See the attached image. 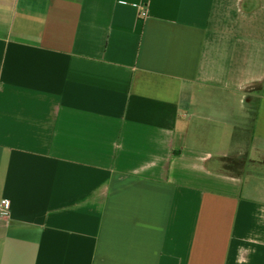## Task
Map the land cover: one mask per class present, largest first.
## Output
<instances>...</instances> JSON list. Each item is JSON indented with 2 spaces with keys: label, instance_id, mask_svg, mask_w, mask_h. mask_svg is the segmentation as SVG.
<instances>
[{
  "label": "crops",
  "instance_id": "0c3cea01",
  "mask_svg": "<svg viewBox=\"0 0 264 264\" xmlns=\"http://www.w3.org/2000/svg\"><path fill=\"white\" fill-rule=\"evenodd\" d=\"M256 168L264 0H0V264H264Z\"/></svg>",
  "mask_w": 264,
  "mask_h": 264
},
{
  "label": "rangeland",
  "instance_id": "374dc122",
  "mask_svg": "<svg viewBox=\"0 0 264 264\" xmlns=\"http://www.w3.org/2000/svg\"><path fill=\"white\" fill-rule=\"evenodd\" d=\"M226 166L229 167L232 171H236V174H240L243 172V166L240 162L236 161L235 163L232 161H229L226 163ZM252 170V169H251ZM254 175L256 174L257 177L264 181V169L260 170L256 168V170L251 171ZM259 174V175H258Z\"/></svg>",
  "mask_w": 264,
  "mask_h": 264
},
{
  "label": "built area",
  "instance_id": "2783aa9c",
  "mask_svg": "<svg viewBox=\"0 0 264 264\" xmlns=\"http://www.w3.org/2000/svg\"><path fill=\"white\" fill-rule=\"evenodd\" d=\"M147 15V12L144 11L141 13V16L145 17ZM10 209H11V202L10 200H7V199H3L1 202H0V220L2 218H5L6 216H8L9 212H10Z\"/></svg>",
  "mask_w": 264,
  "mask_h": 264
},
{
  "label": "trees",
  "instance_id": "16d2710c",
  "mask_svg": "<svg viewBox=\"0 0 264 264\" xmlns=\"http://www.w3.org/2000/svg\"><path fill=\"white\" fill-rule=\"evenodd\" d=\"M229 161H232V162H236V161H238V162H240L239 160H237V159H226V160H224V169L226 170V171H229V172H236V171H232L229 167H227L226 166V163L227 162H229Z\"/></svg>",
  "mask_w": 264,
  "mask_h": 264
}]
</instances>
